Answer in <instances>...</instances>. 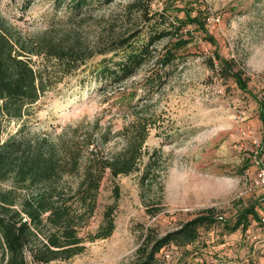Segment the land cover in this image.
<instances>
[{"label":"rangeland","instance_id":"rangeland-1","mask_svg":"<svg viewBox=\"0 0 264 264\" xmlns=\"http://www.w3.org/2000/svg\"><path fill=\"white\" fill-rule=\"evenodd\" d=\"M130 1L115 0L71 18L66 7L58 8L54 0H32L28 6V0H0V22L12 25L18 36L32 40L36 36L76 37L98 52L103 42L141 30L134 39L139 44L159 24L158 18L150 22L138 10L128 8ZM141 4L150 15L170 8L172 21L185 18V11L178 8L190 9L194 15L202 12L209 34L218 42V51L236 60L250 78L249 88L264 98V0H143ZM180 34L191 42L181 50L186 58L149 101L152 105L148 111L155 122L149 128L139 169L116 179L105 177L97 210L81 230L86 238L95 234L108 206L116 204L113 234L87 240L84 252L69 260L46 264H134L147 234L165 235L208 208L228 220L251 205L260 216L264 214L259 104L232 78L222 77L217 66L211 68L209 58L216 47L203 38L195 24L185 25ZM169 40L166 37L156 42V52L169 45ZM111 56L113 53H97L76 72L57 81L54 77L23 121L15 123L0 116V141L15 134L22 122L24 136L42 134L52 139L70 128L93 129L98 124L95 130L109 131L112 138L106 144L99 143L101 148L109 154L122 150L125 140L117 133L135 119L136 113H119V94L124 90L108 87L103 91L90 72L104 57ZM32 63L37 70L45 66L44 59L36 55ZM152 64H144L125 82H139ZM49 68L51 71L52 66ZM153 152H158L160 164L152 181L143 186L141 175ZM115 184L120 187L117 202ZM12 185L11 181L0 182L5 189ZM249 218L248 228L235 232L225 229L221 222L201 227L196 242L187 247L171 243L159 256L167 264H264V223L252 215Z\"/></svg>","mask_w":264,"mask_h":264},{"label":"trees","instance_id":"trees-1","mask_svg":"<svg viewBox=\"0 0 264 264\" xmlns=\"http://www.w3.org/2000/svg\"><path fill=\"white\" fill-rule=\"evenodd\" d=\"M31 1L28 0L27 6ZM54 1L58 8L65 6L71 18L82 16L88 9L115 2ZM142 2L132 0L127 7L138 10L150 22L158 18L156 28L151 29L147 38L139 44L134 39L141 30L103 42L104 47L98 52L76 37L36 36V40H32L18 36L12 25L0 22V116L5 120L23 121L28 109L39 101L54 77L57 81L76 72L97 53H113V56L104 57L91 69V74L103 91L108 87L124 90L119 94V113H136L135 119L117 133L125 140L124 148L112 154L99 145L108 143L112 138L109 131L95 130L98 124L93 129L81 126L70 128L67 133L52 139L42 134L24 136L25 124L22 122L15 134L0 141V182L11 181L13 184L8 189L0 187V264H46L69 260L84 252L87 240L95 241L113 234L116 204L108 206L104 221L95 234L86 238L81 235V230L89 224L97 210L105 177L110 175L116 179L119 175H128L139 169L149 128L155 122L153 114L148 111L152 105L149 101L164 87L177 64L186 58L181 50L191 42V38L180 34V30L187 24H195L203 32V38L216 47L214 56L209 58L211 68L216 69L217 66L222 77L232 78L240 89L257 100L264 146V98L249 88L250 78L236 60L226 58L218 51V42L209 34L202 12L194 15L190 9L178 8L185 11V18L177 17L172 21L168 14L170 8L150 15ZM166 37L170 39L169 45L156 52L155 43ZM34 55L44 59L42 69L37 70L33 66ZM149 62L153 64L139 82L130 85L125 82ZM154 152L150 154L141 175L143 186L152 181L150 178L154 169L160 164L158 152ZM114 193L117 202L120 198L118 184H115ZM250 215L256 220L261 219L255 205L242 209L234 219L229 220L218 216L214 208H208L165 235L147 234L138 248L139 260L134 264H167L159 256L165 246L175 243L187 247L198 240L201 227L218 222L230 232L245 230L250 225ZM248 264L255 263L250 261Z\"/></svg>","mask_w":264,"mask_h":264},{"label":"built area","instance_id":"built-area-1","mask_svg":"<svg viewBox=\"0 0 264 264\" xmlns=\"http://www.w3.org/2000/svg\"><path fill=\"white\" fill-rule=\"evenodd\" d=\"M15 123H16V121H15ZM3 141H4V140H3ZM263 182H264V179H263ZM261 221L264 223V214L261 215Z\"/></svg>","mask_w":264,"mask_h":264}]
</instances>
